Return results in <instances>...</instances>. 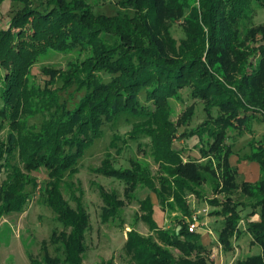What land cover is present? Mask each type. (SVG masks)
I'll use <instances>...</instances> for the list:
<instances>
[{
    "label": "trees",
    "instance_id": "1",
    "mask_svg": "<svg viewBox=\"0 0 264 264\" xmlns=\"http://www.w3.org/2000/svg\"><path fill=\"white\" fill-rule=\"evenodd\" d=\"M13 1L26 3L25 0ZM27 1L31 9L23 21L21 17L14 18L0 28V66L7 70L5 74L0 72V118L11 128L9 145L5 146L0 141V172L6 174L0 189V214L23 210L25 201L32 194L26 191L27 184L36 188L38 182L36 178L28 179V176L45 168L49 180L54 179V183L51 190L47 187L42 194L47 196L48 206L57 213L64 226L60 233H53L52 241L61 254L51 256L46 251L42 260L32 259V264H82L88 214L81 206L74 209L65 202L59 184L66 173L73 175L77 172L75 165L78 159L102 137V118L108 121L133 119L129 139L151 138L161 172L156 183L137 161H133L132 168L115 166L110 152L97 170L105 176L124 181L128 185L127 190L136 191L140 185L147 189L146 197L139 200L143 213L141 219L154 230L164 246L152 238L129 233L124 248L133 263L208 264L205 257L210 249L203 245L199 232L191 233L185 223L178 232H170L159 226L156 213L159 207L163 213H174L179 209L188 215L190 205H187L186 198L202 196L203 184L209 179L206 173L214 172L211 161L202 162L221 153V148L225 147L221 144L225 130L218 129V124L221 123V128L234 124V121L221 118L225 111L243 109L247 112V107L252 106L264 112V45L254 48L249 43L246 47L241 40L244 24L255 8H264V0H123L119 4L130 5L134 12L126 17L120 13L95 16L86 0H49L37 6L31 0ZM178 21H182L184 33L180 39L169 30ZM21 25L28 28L26 38L31 40V44L26 39L13 40V31ZM257 34L264 39V25L247 32L251 36L249 41H254ZM21 35L19 33L18 36ZM164 38L168 39V44L164 43ZM129 42L135 47L137 44L134 43L140 44L137 54H130ZM171 47L173 59L165 54L166 48ZM48 48L77 49L84 58L67 77H62L61 86L57 85L56 79L46 80L51 81L48 88L52 89L45 95L55 105L61 99V92L73 89L71 93H77L84 101L75 105L73 110L67 109L69 114L57 119L58 126L42 124L41 131L30 133L22 118L36 115L40 99L35 97L36 94L33 97L31 93H21V84L38 56ZM256 56H259L257 66L249 72V66L253 67L248 62L249 57ZM236 74L241 76V80L232 88ZM96 75H100L102 81L107 75L111 79L95 86ZM116 80L119 83L113 85ZM89 84L95 89L88 91ZM119 87L121 91L115 93ZM185 88L191 89L194 99L203 101L209 122L215 120L218 123L211 132L214 142H207L209 150L202 146L201 158L186 162L183 150L174 147V136L176 132H181L188 139L197 135L198 131L187 132L185 128L193 118L194 105L188 107L183 118L188 119L187 122L180 121L176 125L169 121L171 100L182 99L180 91ZM100 92L106 94L104 99H97ZM247 117L245 120L249 124L253 122L254 118ZM70 137L75 140L73 149L68 155H58L55 148L62 140L63 145L68 146L66 142ZM119 139V136L115 137L109 148H116L121 154L123 149L117 145ZM17 155L19 161L16 160ZM190 156L186 158L190 159ZM248 159L259 164L262 176L254 183L244 182L240 186L235 178L237 172L228 159L225 163H218V168L225 170L223 180L215 179L212 185L230 202L224 204L232 206L226 211L232 214L225 217L217 236L225 251L233 250L235 226L241 218L239 213L253 209L248 214L245 232L251 235L252 242L258 244L262 252L237 264H264V144ZM152 195H155L158 206L152 201ZM102 197L106 205L102 217L108 220L117 214L123 202L118 201L115 193L109 195L102 191ZM233 197L238 202H232ZM242 199L251 202L244 205ZM254 215L258 218L252 219ZM236 233L237 238L244 234L241 230ZM44 247L46 249L47 244L44 243ZM169 248L177 250L179 256L175 257Z\"/></svg>",
    "mask_w": 264,
    "mask_h": 264
},
{
    "label": "rangeland",
    "instance_id": "2",
    "mask_svg": "<svg viewBox=\"0 0 264 264\" xmlns=\"http://www.w3.org/2000/svg\"><path fill=\"white\" fill-rule=\"evenodd\" d=\"M31 1L34 2V6L39 5L42 1L45 3L49 2V0ZM66 1L69 2L70 0ZM121 1L123 0H86V5L95 16H116L118 13L124 17L132 16L134 14L132 7L128 4H119ZM25 2L24 4L13 0L0 1V28L13 21L14 18L21 17V21H23L25 14L31 9L29 1L25 0ZM260 25H264V8H255L249 21L242 28L241 40L244 44L243 46L248 47L249 43H252L250 46L259 48L264 45V39L260 34H257V38L251 42L249 41L251 36L247 35L250 29ZM19 28L13 31V40L26 39L31 44V40L26 38V30L28 32V28H25L24 25H21ZM182 29V21H178L169 27V30L178 39L184 36ZM19 33H22L21 37L18 36ZM100 37H103L102 34ZM164 43L168 44L167 38H164ZM134 45L136 47L129 42L128 46L130 47L131 55L138 53L136 49L140 50L138 46L140 44L134 43ZM36 46L39 47L38 45ZM166 49L165 54L169 56V59H173L174 53L172 52V47ZM83 58L84 55L82 56L79 50L71 48H48L38 56L33 64V69L25 76L20 89L21 93H31L33 97L36 94L35 97L38 96V100L40 99V109L36 115L22 118L23 125L30 133H37L38 130L41 131L40 127H42V124L50 125V127L58 126L59 122L57 119L59 117H66L69 114L67 109L73 110L75 105L83 103L84 100L80 99V95L71 93L73 89H70L68 92H61V99L55 105L52 104L50 97L45 95L47 91L52 89L48 88L51 81L45 82L46 80H50V78L56 79L58 81L57 85L61 86L62 77H67L73 68L82 62ZM258 60L259 56L249 57L248 62L253 65V67L249 66V72L255 69ZM203 63L207 64L204 58ZM9 68H12V66H9ZM0 72L5 74L7 70L3 66H0ZM103 77H105V81H102L100 75H96L95 86L100 84L101 81L104 83L111 79L109 75ZM235 79L236 83H233L232 88L239 83L238 81L241 80V76L236 74ZM117 83H119L118 80L113 85ZM95 86L91 88V84H89L88 91L95 89ZM119 91H121L120 87L115 93H119ZM43 93L44 95L42 96ZM121 95L118 97H121ZM97 96V99L100 100L104 99L106 94L100 92ZM180 97L182 99L173 98L171 100L172 114L169 117V121L176 125L180 121L187 122L188 119L185 118L183 120V118L188 107L194 105L195 112L193 118L187 122L185 128L187 132H198L197 135H194L190 139L183 137L181 132H176L174 147L178 150H183L185 162L188 160H198L202 156V146L207 151L209 150L207 142H214L211 139V132L217 127L218 123L215 120L209 122L204 111L203 101L194 99L190 88L180 91ZM93 103L91 102V105H94ZM247 108H249L247 112L243 109L238 112L228 109L222 115L221 118L234 121V124L227 128H221V123L218 124V129L225 130V137L223 142H221L225 147L221 148V153L214 154V156L212 155L208 160L202 162L211 161L210 166L214 172L206 173L209 179L208 182L203 184L201 197L199 195H190L186 198V201H188L187 205H190V213L186 215L179 209L174 213H163L159 207L156 213V220L159 226L166 228L170 232H178L183 223L188 227L189 223L194 221L193 216H195L199 225H201L199 233L202 243L210 249V253L205 257L208 264H237L249 256L258 255L262 252L261 247L252 242L251 235L245 232L248 225V214L253 209L244 210L239 213L241 218L235 228L236 232L241 230L244 234L237 238L238 235L235 232L232 239L233 250L225 251V247L222 244H217V230L220 231L222 229L225 217L232 214L231 212H228L229 214L226 213V211L232 209V206L224 204L230 202L223 194L217 193L212 185L216 180H220L221 182L223 180V171L225 172V170L223 167L218 168L219 161L225 163L228 159L230 166L237 172L235 178L239 186L244 182L254 183L262 176L259 164L248 158L258 152L259 147L264 144V112L258 111V109L256 110L252 106ZM246 116H248L247 119L254 118L253 122L249 124L245 120ZM102 121L103 125L100 130L102 137L94 145L86 149L83 156L78 159L75 165L77 172L73 175L69 173L64 175L63 180L59 184V189L65 202L70 204L74 209L81 206L88 214L89 223L85 239V250L81 255L82 264H109L110 262L113 264H134L131 256L127 254L124 248L129 233L135 232L141 237L152 238L155 242L164 246L159 241L154 230L141 219L143 213L139 200L146 197L148 193L147 189H143L142 185H140L136 191L127 190L128 185L124 181L116 177L105 176L97 170L102 167L103 161L107 158V153L110 152L115 166L132 168L133 161H137L141 168L147 169L148 175L158 183V179L161 176L159 163L155 159L150 137L140 136L136 140L129 139L132 123L134 122L133 119L115 118L112 121H108L102 118ZM8 126L9 123L0 118V141L5 146L9 145V134L11 132V128ZM250 128L251 131L249 130ZM118 136L120 139L117 145L123 149L121 154L117 152L116 148H109L112 140ZM73 141L75 140L72 137L68 138L66 142L68 146H64V140H62L61 144L55 148V152H58V155H68L70 150L73 149ZM226 145L228 146L226 147ZM188 155H191L190 159L186 158ZM16 160H20L18 155L16 156ZM5 177L6 174L0 172V189ZM29 177L36 178L38 182L36 188L33 187L34 185L27 184L26 191H30L32 194L25 201L23 210L0 214V264H32V259L42 260L46 251L51 256L61 254L56 250L57 246L52 241L53 233H60L64 229V226L59 221L57 213L48 206L47 196L42 194V192L47 190V187L51 190L54 179L49 180L48 171L45 168L30 174L28 179ZM102 191L109 195L115 193L118 201L123 202V205L118 208L117 214L108 220L102 217L104 208L106 207ZM151 197L156 206H158L155 195ZM237 200L236 197L231 199L232 202H236ZM242 201L244 205L251 202L249 199H242ZM257 218L258 216L254 215L252 219ZM44 243L47 244L46 249ZM169 249L175 257L179 256L180 253L177 250L173 248Z\"/></svg>",
    "mask_w": 264,
    "mask_h": 264
},
{
    "label": "built area",
    "instance_id": "3",
    "mask_svg": "<svg viewBox=\"0 0 264 264\" xmlns=\"http://www.w3.org/2000/svg\"><path fill=\"white\" fill-rule=\"evenodd\" d=\"M193 220L194 221H191L189 223V226H188V229L191 233H196V232H199L200 228H201V225H199L198 221L196 220V217L193 216ZM206 226V224H205ZM211 232V231H210ZM219 245H221L219 242L217 243Z\"/></svg>",
    "mask_w": 264,
    "mask_h": 264
},
{
    "label": "crops",
    "instance_id": "4",
    "mask_svg": "<svg viewBox=\"0 0 264 264\" xmlns=\"http://www.w3.org/2000/svg\"><path fill=\"white\" fill-rule=\"evenodd\" d=\"M152 198V197H151ZM152 201H153V199H152ZM154 202V201H153ZM154 204H156L155 202H154ZM166 229V228H165ZM200 231V230H199Z\"/></svg>",
    "mask_w": 264,
    "mask_h": 264
}]
</instances>
